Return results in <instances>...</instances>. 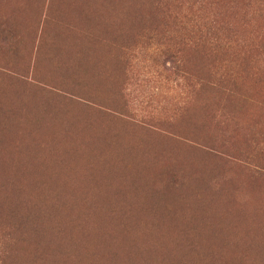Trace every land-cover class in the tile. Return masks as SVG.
Instances as JSON below:
<instances>
[{
    "label": "rangeland",
    "instance_id": "rangeland-1",
    "mask_svg": "<svg viewBox=\"0 0 264 264\" xmlns=\"http://www.w3.org/2000/svg\"><path fill=\"white\" fill-rule=\"evenodd\" d=\"M200 262L264 264V0H0V264Z\"/></svg>",
    "mask_w": 264,
    "mask_h": 264
},
{
    "label": "trees",
    "instance_id": "trees-1",
    "mask_svg": "<svg viewBox=\"0 0 264 264\" xmlns=\"http://www.w3.org/2000/svg\"><path fill=\"white\" fill-rule=\"evenodd\" d=\"M129 243H132V242H129ZM142 245H144V244H142ZM149 245H153V244H149ZM199 264H203L202 262H200Z\"/></svg>",
    "mask_w": 264,
    "mask_h": 264
}]
</instances>
